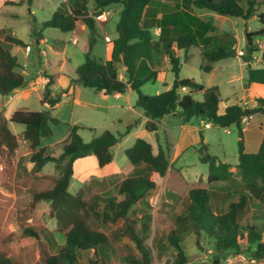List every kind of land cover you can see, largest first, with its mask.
<instances>
[{
	"label": "trees",
	"instance_id": "trees-1",
	"mask_svg": "<svg viewBox=\"0 0 264 264\" xmlns=\"http://www.w3.org/2000/svg\"><path fill=\"white\" fill-rule=\"evenodd\" d=\"M31 2L28 0L29 6ZM155 2L157 0H76L55 11L42 26L71 32L79 21L83 22L91 32L90 49L85 61L77 67L73 81L104 94L135 91L138 95L135 107L142 109L148 118L146 129L149 132H155L160 119L168 114H176L183 122L201 117L222 128L235 125L239 130L240 180L235 181L231 165L209 153L208 145L203 143L199 152L201 161L209 165L207 181H185L187 191L181 211L168 223L165 217L158 218L151 213L152 205L146 196L161 178L167 177V184L172 185L181 176L180 170L171 163L166 148L159 145L158 152L154 153L152 144L139 137L125 151L137 170L118 181L116 194L88 197L82 188L76 193L70 192L74 161L94 156L98 166L103 168L113 161L112 147L120 141V135L105 130L85 142L78 133L80 126L72 125L63 152L58 157L46 154L42 139L51 136L53 126L61 122L52 114V108L61 97L51 94L52 75H47L49 80L41 104H49L48 108H18L7 117L5 105L0 104V160L4 163V172H13L10 162L19 147L10 122L24 125L23 137L33 152L32 173L41 172L48 162H54L60 170L51 186L31 190L32 199L23 210L30 217L37 202L44 200L49 203L50 216L56 220L54 229L21 223L22 236L32 237L37 242L39 255L32 264H79L78 252L86 250L93 252L89 264H115V261L158 264L165 255L168 259L164 264H186L187 235L193 236L197 247L207 243L217 252H248L258 262L264 259V214L256 212L264 207V135L258 150L249 152L242 127L245 117L264 115V97L255 98V106L236 103L220 113L222 97L217 86L207 88L193 78L180 77V52L184 50L187 59L193 46L204 47L207 50L201 52V69L211 72L218 61L236 56V50L228 44L211 47L216 36H209L208 32H214L215 27L187 10L169 13L168 4H164L160 20H147V10ZM114 4L122 5L115 27L117 37L113 40L111 59L103 60L92 54L93 34L98 32L95 16ZM191 4L247 20L254 14L257 0H247L246 8L240 0H191ZM260 18L264 23V15ZM33 19L35 21L34 16ZM156 26L161 29L158 37L152 32ZM32 34L39 41L43 38L36 24L32 26ZM261 34H264V27L259 32H246L247 54L242 58L248 64L247 87L252 83L264 85V66L254 67L250 63L256 51L254 39ZM13 45L28 46L8 28H0V94L4 96L28 85L26 75L20 70V58L10 48ZM166 61L175 73L172 86L159 94H144L142 86L157 79ZM118 63L126 68V81L120 78ZM181 88L189 92L181 95ZM200 92L204 95L202 101L194 98ZM218 182H230V185L211 186ZM112 225L115 228L108 231ZM10 241L11 236L0 231V264H23L11 257ZM215 259L218 264V257Z\"/></svg>",
	"mask_w": 264,
	"mask_h": 264
},
{
	"label": "rangeland",
	"instance_id": "rangeland-1",
	"mask_svg": "<svg viewBox=\"0 0 264 264\" xmlns=\"http://www.w3.org/2000/svg\"><path fill=\"white\" fill-rule=\"evenodd\" d=\"M16 1L18 3L5 4L4 0H0V28H8L13 35L24 40L30 46V52L27 50L28 46H10L14 54L20 58L22 65L20 70L26 75L28 85L19 90L26 91L19 94L24 95L25 99H21L18 94L10 96L0 94V104L6 106L5 114L9 116L18 108L40 110L44 106H49V104L42 106L41 99L45 84L49 80L47 75H52L51 94L61 97V101L52 109V114L61 122L53 126L51 136L42 139V146L46 148V154L58 157L63 152V147L71 135L72 125L80 126L78 133L85 142L91 141L105 130L120 135V141L112 147L114 164L108 169L116 170V172L102 176L105 172L98 166L95 157L94 159L93 156L78 158L74 161V175L69 185L70 192L76 193L82 188L88 197L94 194L103 196L116 194L118 181L122 177L135 174L137 170L128 160L125 151L139 137L152 142L157 151L156 136H158L159 142L172 156L175 154L173 144L177 138L184 135L192 144L181 151L173 161V165L180 170L181 176H178L172 185L167 184V177L159 179L157 187L146 196V200L152 205L151 213L158 218L165 217L168 223L174 220L175 213L181 211L187 191L185 181H207L209 165L201 161L199 152L203 143L208 145L209 153L218 157L219 160L229 163L234 172V180H240L239 130L235 125L222 128L213 124L208 128L205 126L207 122L205 119L194 117V125L199 129L196 131L188 129L184 132L180 119L175 115H169L158 126V135H156L146 129L145 117L141 116L139 114L141 110L135 107L138 97L135 91L126 92L121 97H116L114 94H104L79 85L76 91L62 96L63 92L68 90L65 89L66 87L78 85L73 81V78L77 76L76 69L85 61L86 52L90 49V30L86 27L84 31H81V23L75 32H64L58 28L42 26V23L49 20L55 11L68 6L74 0H32L30 6L28 0ZM240 3L247 6V0H240ZM113 6L115 8L112 10L109 7L105 8L104 11H107L106 20L100 21L104 25L109 23L105 29L108 34L112 35L117 34L115 24L119 15L116 11L121 5L114 4ZM153 9L155 6H151L149 11ZM254 13L257 17L251 20L249 25L253 32H259L264 26L260 18V15H264V0H257ZM33 16L36 18L35 21ZM229 19L238 20L239 25H234L231 21L222 22L220 28L242 31L244 18L229 16ZM34 24L45 39L42 44H39L37 42L39 40L32 34ZM99 28H97L98 33L93 34L96 41L93 43L92 54L104 60L107 54V46L104 41L106 37L103 39ZM154 36L156 35L154 34ZM226 38L231 39L232 35H228ZM236 45V48L233 49L236 50L237 55L218 61L215 64V69L211 72L201 69L200 47L193 46L188 52L187 59H185V51L180 52L182 61L180 77L193 78L207 88L217 86L222 97L220 113H223L227 106L242 102L243 98H246V94L250 95L245 78L248 64L242 58L247 54L242 32ZM7 46L9 47V45ZM39 47L46 51L45 55L41 53ZM254 49L256 51L251 58V65H264V34L254 39ZM241 51L244 52L243 55L240 54ZM64 57L66 60H62ZM58 59L61 60L58 61ZM117 66L120 73L122 64L118 63ZM124 75L127 77L125 71ZM174 80L175 73L171 69V64L165 62L161 67L159 77L155 81L145 83L141 89L144 94H159L168 90ZM247 90L248 93H246ZM179 93L184 95L185 91L179 90ZM13 97L16 100L14 103L12 102ZM194 98L202 101L204 95L200 92L195 94ZM246 103L248 105L247 101ZM201 120H203V124H201ZM254 124L245 134L247 148L250 152L253 151L252 149H256L263 135L264 116L256 117ZM10 128L18 137L19 147L10 162L12 173L4 172V163L0 160V231L11 236V241L8 243L11 257L23 264H32L39 255L37 242L32 237L22 236L21 223L54 229L56 220L50 216L49 203L44 200L37 202L30 217H27L23 210L32 199L31 190L51 186L53 178L58 177L60 170L56 168L54 162H48L41 172L32 173L31 156L33 152L29 150V144L23 137L24 125L10 122ZM45 175L48 177L46 178ZM229 185L230 182H218L211 186L220 188ZM256 212L258 215L264 214V207ZM258 215L256 219H258ZM113 228L115 225L110 226L108 231ZM124 242H126L125 239ZM185 247L188 255L186 264H216V257L219 260L218 264H264V259L258 262L248 252H217L207 243H202L201 247H197L192 235H187ZM92 256V250L79 251V264H89V258ZM167 259L168 256L165 255L158 264H164ZM115 264L124 263L115 261Z\"/></svg>",
	"mask_w": 264,
	"mask_h": 264
},
{
	"label": "crops",
	"instance_id": "crops-1",
	"mask_svg": "<svg viewBox=\"0 0 264 264\" xmlns=\"http://www.w3.org/2000/svg\"><path fill=\"white\" fill-rule=\"evenodd\" d=\"M6 1H9V2H7L6 3ZM22 1V0H21ZM74 1H76V0H74ZM73 1V2H74ZM72 2V3H73ZM4 3L5 4H11V3H18L16 0H4ZM164 4H168V11H169V13H171V12H173V11H178V10H180V9H182V10H187V11H189V12H191L192 14H194L196 17H198L200 20H202V21H204V22H209V23H211L214 27H215V31L214 32H208V35L209 36H216V38H214L213 39V44H212V46L211 47H218V46H220V45H224V44H228L230 47H232V48H236V44H238V40H239V36H240V33L242 32V34L244 35V44H245V42H246V32H253V29L251 28V26L249 25V22L251 21V20H253L254 18H256L257 17V15L254 13L249 19H245V20H243V23L242 24H244L243 25V27H242V31H238V30H224V29H222V28H220V24H222V22L224 23H226V22H230L231 21V23L232 24H236V25H239V21L238 20H234V19H229V16H225V15H221V14H218V13H216V12H213V11H211V10H208V9H200V8H196V7H194L192 4H191V0H157V2H155L153 5H151V6H155V9H153L152 11H149V8L151 7V6H149V8H148V10H147V20H150V21H158V20H160L161 18H162V12L161 11H163L164 10ZM121 5V4H120ZM241 5H243L245 8L247 7L245 4H241ZM109 8L112 10V8H115L113 5H111V6H109ZM121 9H122V5H121V7L119 8V9H117V13H118V15L120 14V11H121ZM230 17H232L233 18V16H230ZM235 18V17H234ZM236 18H239V17H236ZM35 20H36V18H35ZM119 20V18L116 20V24H117V21ZM111 22V21H110ZM79 23H81V25H80V30L81 31H84V29L86 28V26H85V24L83 23V22H81V21H79L78 23H77V27H76V29L74 30V32L75 31H77L78 30V27H79ZM109 24V23H108ZM108 24H106V25H104L103 23H100V21H98L97 22V28L98 27H100L99 29L101 30V32H102V37H103V39H104V37H106V38H108V40L105 38L104 39V41H105V43H106V46H107V54H106V58L104 59V60H109V59H111V55H112V48H113V40L117 37V34H114V35H112V34H108V31L105 29L107 26H108ZM116 24H115V27H116ZM264 27V26H263ZM262 28V27H261ZM234 29V28H233ZM97 31H98V29H97ZM116 31V30H115ZM160 31H161V29H160V27H158V26H156L153 30H152V32H153V34H155L156 35V37H158L159 36V34H160ZM91 33V32H90ZM98 33V32H97ZM228 35H232V38L231 39H229V38H226L225 36H228ZM225 37V38H224ZM236 38V39H235ZM237 40V41H236ZM95 41H96V39H95ZM39 44H42L43 42H45V39L44 38H42L40 41H37ZM74 42H76V40H74ZM29 46V45H28ZM201 48V51H200V53L203 51V50H207V49H205L204 47H200ZM39 50L41 51V53L42 54H46V51L45 50H42L41 49V47H39ZM28 52H30V51H28ZM58 54H60V53H58ZM24 56H26V53H24ZM57 56H59V55H57ZM61 59H58V61H60ZM62 60H66L65 59V57H64V59H62ZM166 62H168V61H166ZM261 66H264V65H259V66H254V67H261ZM124 71L126 72V68H125V66L124 65H122V67H121V71H120V78L121 79H123V80H127V77L124 75ZM160 75V74H159ZM159 75H158V77H159ZM247 75V74H246ZM157 77V78H158ZM246 78V77H245ZM77 86H79V85H76V86H74V85H72L71 87H66L65 89L67 90L66 92H63V95L62 96H64V95H68L70 92H74V91H76V88H77ZM206 87V86H205ZM247 87V86H246ZM248 89H249V91H250V95H251V97L253 98V99H255V98H258V97H264V85H261V84H257V83H252V84H250L248 87H247ZM20 90V88H18V89H15L11 94H23L24 92H26L25 90H23V91H19ZM180 90H182V91H185V93H188L189 92V89H187V88H181ZM128 92H132V90H129ZM126 93V92H125ZM10 94V95H11ZM53 94H55L54 92H53ZM116 97H121L124 93H113ZM9 95V96H10ZM20 96V98L21 99H25L24 98V95H19ZM11 98V97H10ZM14 98V97H13ZM16 100H15V98L14 99H12V102L14 103ZM246 98H243V100H242V102H240L239 104H247L246 103ZM47 105V104H46ZM248 105H249V103H248ZM249 106H251V105H249ZM49 106H44V109L45 108H48ZM5 108H6V106H5ZM133 108H135L134 106H133ZM136 108H138V107H136ZM53 109V108H52ZM140 109V108H139ZM226 109V108H225ZM16 110V109H15ZM141 111L140 112H142V113H140L139 112V114H141V116H143V117H145V120H146V122L148 121V118L143 114V111H142V109H140ZM14 112V111H13ZM12 112V113H13ZM219 112H220V110H219ZM11 113V114H12ZM224 113V112H223ZM169 115H175V116H177L176 114H168V115H165L163 118H161L160 119V121H159V124H158V126L167 118V116H169ZM11 115H9V116H7V117H10ZM258 116H264L263 114H260V113H258V114H255V115H253V116H249V117H245L244 119H243V121H242V127H243V130H244V132H245V134H246V132L249 130V128L250 127H252V125H255L254 124V120H255V118L256 117H258ZM179 119H180V122L182 123L181 124V128L184 130V132H186L188 129L189 130H194V131H196V130H198L199 128L196 126V125H194V117L189 121V122H183V120H182V118L181 117H179V116H177ZM206 123H209L210 125L208 126V128L209 127H211V126H213V124L211 123V122H206ZM205 123V124H206ZM201 124H203V120H201ZM206 126V125H205ZM207 127V126H206ZM158 129H159V127H158ZM158 129L155 131V132H152V133H155L156 135H158ZM183 134V133H182ZM263 135H264V132H263ZM263 135H262V137H261V140H262V138H263ZM246 136V135H245ZM157 137V141H158V147H159V145H161L162 146V144L159 142V138H158V136H156ZM261 140H260V142H258V144H257V147H256V149H252L253 151H251V152H255V151H257L258 150V148H259V146H260V143H261ZM245 143H246V150L247 151H249L248 150V146H247V142H246V140H245ZM151 144H152V146H153V151H154V153H157L158 152V148H157V151L155 150V145L151 142ZM190 145H192L191 144V142L190 141H188V139L183 135V136H181V137H179V139L177 138L176 140H175V142H174V144H173V148H174V150H175V154L172 156V154H170L169 153V155H170V161H171V163H174L173 161H175V159H176V157H178L179 156V153L181 152V151H183L184 149H186L188 146H190ZM250 152V151H249ZM87 157H92V156H87ZM87 157H84V158H87ZM93 159H94V156L92 157ZM96 159V158H95ZM114 162V159H113V161L110 163V164H108V165H106V166H104L103 167V170H104V172H105V174H102V176L104 175H108L109 173H112V172H116V170H108L109 168H111L112 167V165L114 164L113 163ZM118 170V169H117Z\"/></svg>",
	"mask_w": 264,
	"mask_h": 264
},
{
	"label": "built area",
	"instance_id": "built-area-1",
	"mask_svg": "<svg viewBox=\"0 0 264 264\" xmlns=\"http://www.w3.org/2000/svg\"><path fill=\"white\" fill-rule=\"evenodd\" d=\"M106 14H107V11H103L100 15L95 16V19H96L97 21H103V20H106ZM107 40H108V38H107ZM27 50H28V51L30 50V46L27 47ZM240 54L243 55L244 52L241 51ZM205 125L208 127L210 124H209V123H206ZM228 131H229V130H228Z\"/></svg>",
	"mask_w": 264,
	"mask_h": 264
},
{
	"label": "water",
	"instance_id": "water-1",
	"mask_svg": "<svg viewBox=\"0 0 264 264\" xmlns=\"http://www.w3.org/2000/svg\"><path fill=\"white\" fill-rule=\"evenodd\" d=\"M248 93V90L246 91ZM246 100L251 106H255L257 104L256 100L253 99L250 95L246 94Z\"/></svg>",
	"mask_w": 264,
	"mask_h": 264
}]
</instances>
